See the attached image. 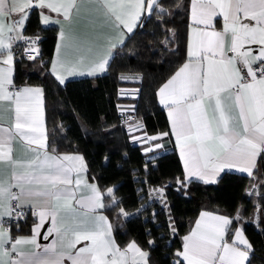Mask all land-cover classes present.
<instances>
[{
	"label": "snow or ice",
	"instance_id": "obj_1",
	"mask_svg": "<svg viewBox=\"0 0 264 264\" xmlns=\"http://www.w3.org/2000/svg\"><path fill=\"white\" fill-rule=\"evenodd\" d=\"M97 2L105 9V22L110 27L130 33L133 24L142 15L152 18L155 14L153 4L157 0L148 4L146 0ZM189 6L192 25L190 61L184 63L159 89L160 102L169 108L172 133L179 144L184 167L188 177L205 183L215 182L216 174L225 169L236 168L252 176L256 158L264 153V0H189ZM31 7L47 8L62 14L69 22L73 9L78 11L76 0H0V102H8L9 109L14 112L13 125L0 128V161L8 163L13 169L20 166L34 169L23 173L13 171L12 182L0 179V252L3 255L17 251L18 244L36 243L35 238L12 241L9 230L4 228L5 216L18 220L24 214L21 209L28 207L38 216L36 232L48 218L51 229L47 235H52L55 230L58 237H63L65 233L57 226L60 211L77 213L79 209L87 215L88 210L105 207L102 193L94 185H87L90 195L78 199L72 188L58 187L73 184L71 175L74 166L64 162H80L82 170V157L49 154L45 137L35 135L41 131L42 90L28 86L17 89L13 83L16 54L12 45L13 41L25 40L23 28ZM218 16L223 20L222 31L215 29V18ZM49 20L48 16L43 17L44 23ZM245 20L254 24L244 23ZM6 31L9 33L7 37ZM61 38H66L64 33ZM73 40L74 51L92 50L93 38L87 34L76 35ZM246 44L259 45L257 54L252 55L251 49L245 50ZM227 51L234 56L226 55ZM28 58H35L31 49ZM82 63V58L79 61H61L65 72H74ZM108 63V59L100 60L88 74L106 71ZM238 63L246 66V76L250 80L241 75ZM58 78L63 81L62 76ZM132 82H135L134 79ZM230 89L236 90L232 99L238 107V117L228 113L221 95ZM241 123L242 130L238 131L237 125ZM161 138L149 136L146 139L150 142ZM17 139L26 142L34 153L31 160L14 158L13 141ZM32 145L37 147L31 148ZM153 147L161 145L150 144L146 151H152ZM80 183L79 178L75 180L77 187ZM13 188L18 191H12ZM254 192L259 194L258 190ZM107 194L111 197L112 190L109 189ZM73 200L77 208L73 207ZM204 215L209 216L208 213ZM210 220L214 223L206 225L204 231H194L184 237V250L177 255L183 256L187 264H244L248 252L224 241L232 220L218 215L210 216ZM87 223L92 227L77 226L73 230L74 238L68 243V248H74L81 240L90 241V246L79 248L75 255L71 252L57 253L53 241L51 247L44 249L46 253H52L53 258L39 261V264H63L65 258L71 264H126L127 250L122 251L113 240L106 238L110 230V225L105 227L107 218L93 216ZM196 228L200 229L201 225L197 224ZM235 238L247 249L251 248L243 238L242 229L235 231ZM9 244L10 249L5 247ZM129 250L141 258L146 257L135 242L129 245ZM20 255L21 259H10L9 264H35L23 258V253ZM0 264L4 262L0 260ZM132 264L140 262L134 259Z\"/></svg>",
	"mask_w": 264,
	"mask_h": 264
},
{
	"label": "trees",
	"instance_id": "obj_2",
	"mask_svg": "<svg viewBox=\"0 0 264 264\" xmlns=\"http://www.w3.org/2000/svg\"><path fill=\"white\" fill-rule=\"evenodd\" d=\"M153 10L152 18L143 15L115 50L106 73L61 84L48 69L57 27L41 26L34 9L25 36L37 35L42 40L34 59L15 55L14 85L43 86L48 145L59 153L83 155L89 179L104 194V211L120 245L135 241L148 252L149 264H184L177 255L183 236L206 209L233 218L228 237L241 224L252 244L247 264H264V155L259 156L252 176L226 171L216 183L186 182L175 149L148 158L119 122L118 88L136 83L123 80L122 75L138 74V115L150 133L170 132L157 90L187 58L189 0H157ZM153 187L164 189L172 234L166 218L149 201ZM33 222L32 217L18 221L13 234L30 233Z\"/></svg>",
	"mask_w": 264,
	"mask_h": 264
},
{
	"label": "crops",
	"instance_id": "obj_3",
	"mask_svg": "<svg viewBox=\"0 0 264 264\" xmlns=\"http://www.w3.org/2000/svg\"><path fill=\"white\" fill-rule=\"evenodd\" d=\"M76 3H77L78 11L76 9H73L71 22L65 21L62 14L52 12L51 10H49L47 8L40 9L38 7H31L29 9L28 18L30 16L31 12L34 9H36L39 13V20H40L41 26H43V27H50V26L57 27V38H56V42H55V46H54V50H53V55H52V58L50 60L48 69L51 72V74H53V76L61 84H64L68 80H71V79L102 75V74L106 73L108 65L106 66V71H103V72L97 71L96 74H94V75L88 74L91 71V68L100 60L108 59L110 61L115 50L119 46H121L124 43V41L126 40V38L128 37V35L135 30V28L137 27L139 21L141 20V18L143 16L142 15L140 17V20L137 23L133 24V30H132V32L129 33L126 30L121 31L120 29H114V28L110 27V25L108 23L105 22V9L100 6V3H98L97 0H76ZM148 3H152V0H146V4H148ZM154 5L155 4H153V6ZM44 16H48L50 18L48 23L43 22ZM189 17H190V24L188 27V35H187V58L175 70V72L178 71V69L180 67H182L184 63H187L190 61V50H191V42H192V25H191L190 14H189ZM27 21H28V19H27ZM27 21H26V23H27ZM243 22L254 24L253 21H248V20H245ZM26 23H25L24 28H23V35L24 36L26 34V32H25ZM215 29L218 31L223 30V20H222V17H220V16L215 18ZM62 33L65 34L66 38H64V39L61 38ZM83 34H87L88 36L93 38L92 50L91 51H74L73 50L74 49L73 37L76 35H83ZM8 35H9V33L6 31L5 36L7 37ZM15 42L16 41H13L12 51H13V47H14ZM259 48H260L259 45H247V44L244 45L245 50H247V49L252 50V55H256ZM226 55L234 56V53H232L231 51H227ZM81 58L83 59V63L80 64L74 72H65L64 71V68L61 64V61H64V60L79 61ZM216 58L218 59L219 57H216ZM254 65H253V68H254ZM237 67H239V64H237ZM14 72H15V60H14V66L12 69L13 83H14ZM60 76L63 77L62 82L58 78ZM122 77H127V79H123V78L122 79L125 81H131V82L133 81V79H134V81H138V79L140 78L139 75L137 76L134 74L133 75L132 74H125ZM165 82H163L157 90V96H158L159 102H160L159 89ZM25 86L33 87V88H40L42 90L41 108H42L43 115H42L41 131L37 132L35 135L45 137L46 144L48 146L47 151L49 152V154H55V155H58L61 157L63 155H73V156L79 155L82 157V160H83L84 167L82 170L80 168V162H77V161H72V162L65 161L64 162L66 164H69V166H74V171L71 175V179L73 180V184L72 185H59L58 187H70V188H72L76 193L77 199L80 197H86V196L90 195V191H89L87 185H94L100 190L97 183H95L94 181L89 179V177L87 175L85 159L81 153H79V152H69V153L61 152V153H59V152H56L54 148H52L48 145L44 88H43V86H40V85L25 84V85H22L21 87H19L17 89H22ZM126 86H128V85H126ZM10 91H11V89H10ZM235 91H236L235 89H230L228 91L221 93V95L223 97L224 104L228 110V113L233 117H238V111L239 110H238V107L235 105L234 100L232 99V97H234ZM124 100L128 101L129 99H124ZM160 104L165 109V112L167 114V118H168L169 125H170V132L154 133L155 136L162 137L161 139L155 140V142L157 144L161 145V147H159L157 149V151L159 153H163V152H167L169 150L175 149L177 151L179 157H180V160H181V164L183 167V173H184V180L186 182H189L191 180L201 181L195 177H188L187 170L184 167L183 158L180 154L179 144L176 141L175 135L172 133V128H171V119L172 118L169 115V108L167 106H165L164 104H162L161 102H160ZM13 122H14V112L9 109L8 102H6V101L0 102V128L11 127L13 125ZM142 130H143V128H140V129L136 130V132H142ZM237 130L238 131L242 130V123L240 125H237ZM165 133H167V135H163ZM30 147L36 148L37 146L32 145ZM41 151H43V150H41ZM260 155H264V153H262ZM13 156L17 160L28 161V160H31L33 158L34 153L29 150L28 146H26V142H22L19 139H17L15 141H13ZM259 156L255 160V166L257 164V160H258ZM255 166L252 168V173H253ZM33 170H34L33 168H28L26 166H20V167H16L15 169H13L12 166H10L8 163L0 161V179L4 180L5 182H12L13 171H15L16 173H23V172H32ZM226 171H233V172H238V173L248 175L246 172H241L236 168L225 169V170L217 173L216 176L214 177L215 182H211V183H216L219 180V178L222 176V174ZM78 178L81 180L79 187H77L75 185V180ZM162 189H160L158 187L151 188V195L149 197V201L151 203H153L154 205L158 201H159L158 203H163L162 197L164 198V195H163L164 191ZM12 191L16 192V191H18V189L13 188ZM100 192L102 193V202L105 205L104 194L101 190H100ZM152 192H156V193L160 192V195L162 194L163 196H160L159 200L157 201L156 199H153L154 195H152ZM164 201H165V198H164ZM72 205L74 208H77L75 200L72 201ZM157 206H156V208H158V212L162 213L163 216L166 218L168 225H169V231L172 234L174 232V228L172 226V222L170 221L169 211L167 213L165 211L166 208L168 209L167 204L164 202V205H161V206L157 205ZM204 213H208L209 216H205ZM99 215H103L107 218V224L105 225V227L110 225L109 236L106 238H110L111 240H113L115 245L117 247H119L122 251L127 250V256L125 257L126 264H132L134 259L136 261H139L140 264H143L144 260H146V264H149L148 252L145 249L141 248L135 241H130L125 246H122L119 244V242L117 241V239L114 235L111 222H110L107 214L104 211V207L103 208H97L95 210H88L87 215H85L84 211L79 210V209H78L77 213H72V212L67 211V210L60 211L58 216H57V226L60 228L61 232L65 233V235L63 237H58L56 235L55 230L52 231V235H47V231L49 229H51V224H50L48 218H46V222L43 223V225L39 228V232H36L35 229H36L39 221H38V216L35 214V212L33 210H31V217L34 220V222L32 224V228H31L30 233H21V234H16V235L13 234L12 228L8 227L5 224V218H7V216H5L4 217V228L9 230V235H10L12 241H15L16 239H24V240L30 241L33 238H35L36 243L35 244H32V243L18 244V245H16L17 251H15V252L10 251L9 255H3V253L0 252V260H2L4 262V264H9L10 259L11 260L21 259L22 257L20 254L23 253L24 254L23 258L30 259L33 262H35V264H39V261L53 258L52 253H46L44 251V249L46 247H51L53 241H55V243H56V249L55 250L57 253H60V252L69 253V252H71V254L75 255L79 248L85 247L86 245L90 246L91 242L81 240L80 242L75 244L74 248H68V243L74 238L73 237V230L76 229L77 226L91 228L92 225L90 223H87V222L90 221L93 216H99ZM212 215L223 216V217H227V218H230L231 220H233V218L231 216L226 215L224 213L203 209L199 213V215L197 216L196 221L193 224V226L190 228L189 232L183 236L182 248L177 253H181L184 250V245L186 243L184 240V237L189 236L194 231H197V232L204 231L206 225L214 223L213 221L210 220V216H212ZM258 220H259V211L257 210L254 217H253V221L257 222ZM197 224L201 225L200 229L196 228ZM230 226H231V224L228 226L227 231L224 235V241H227L232 246H236V247L241 248L242 250H246L248 252V259L244 262V264H247V262L250 258V255H251L252 244L249 241L247 235L245 234L241 224H238L234 228L232 235L230 237H228V231H229ZM239 229H242L243 238H245L248 241V243L251 245L250 249H247L245 247V245L240 244L236 240L235 231L239 230ZM46 236H47V238H45ZM132 242H135L137 244V246L143 252L146 253V257L141 258L138 254H135L129 250V245ZM5 247L10 249L11 245L10 244L5 245ZM178 256L184 264H187V261H185L183 259V256H180V255H178ZM63 264H71V262L65 258L63 261Z\"/></svg>",
	"mask_w": 264,
	"mask_h": 264
},
{
	"label": "built area",
	"instance_id": "obj_4",
	"mask_svg": "<svg viewBox=\"0 0 264 264\" xmlns=\"http://www.w3.org/2000/svg\"><path fill=\"white\" fill-rule=\"evenodd\" d=\"M24 37H25V40L15 42L14 47H13V52L15 54L22 53V54L28 56L29 55V49H31L32 55L34 57L37 56L38 52L36 51V49H38V46L40 45L42 37L37 36V35L24 36ZM20 45H24V46L21 47ZM239 67L242 69L241 75L244 76L245 79L250 80V77L246 76V66L239 64ZM255 67H256V65H254V68ZM16 88H19V87H16ZM140 91H141V88L139 85H133V86L129 85V86L119 87L118 92H117L118 97L121 100L117 104V112L119 115V122L121 125H125L127 131L131 133L129 135L130 140H135V139L141 137L142 135H147V137L151 136V134H149V131L146 128L145 121H142V124L146 128V132L145 133L136 132V130L140 129L139 125L137 124V121L139 120L140 116L138 115L137 110H136V107H137L136 101L139 98ZM124 99H129V100L125 101ZM12 203L15 206L16 202L13 201ZM21 211L24 214L21 215L18 220L13 219V218H9L7 216V218H5V224L8 227L13 228V226L18 221H23V220H26L29 217H31V210L29 208L25 207V208L21 209Z\"/></svg>",
	"mask_w": 264,
	"mask_h": 264
},
{
	"label": "rangeland",
	"instance_id": "obj_5",
	"mask_svg": "<svg viewBox=\"0 0 264 264\" xmlns=\"http://www.w3.org/2000/svg\"><path fill=\"white\" fill-rule=\"evenodd\" d=\"M133 75V74H132ZM134 75H137L138 76V74H134ZM123 76V75H122ZM136 83H130V84H125L124 86H126V85H139L140 86V82H141V77L138 79V81H135ZM140 88H141V86H140ZM141 92V91H140ZM140 96V95H139ZM137 102V101H136ZM142 121H144L143 120V118L142 117H139V120L137 121V124L139 125V128H143V130H142V132H140V133H145L146 132V128H145V126L142 124ZM123 127H124V129H125V131L127 132V134H128V136L131 134L130 132H128L127 131V129H126V127H125V125H122ZM149 134H151V136H155V134L154 133H150L149 132ZM147 135H142L141 137H139V138H137V139H135V140H131V142L133 143V144H137V145H140L141 146V148L143 149L142 150V152L143 153H145V154H148V158H150V157H152V156H154V155H156L157 153L159 154V152L157 151V149L158 148H155V147H153V149H152V151H146V149H148L149 148V145L151 144V145H156L157 143L155 142V141H147ZM158 188H160V189H162V187H158ZM163 191H164V189H162ZM152 195H154L153 196V199H156L157 201L159 200V198H160V196H163L162 194L160 195V192L158 193H156V192H152ZM162 201H163V203H158V202H156L155 203V205L157 206V205H159V206H161V205H164V198L162 197ZM158 207V206H157ZM156 209V208H155ZM158 209V208H157ZM165 211H166V213L169 211V209H165Z\"/></svg>",
	"mask_w": 264,
	"mask_h": 264
}]
</instances>
